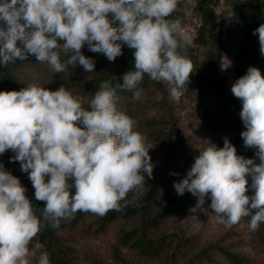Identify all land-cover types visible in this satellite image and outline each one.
<instances>
[{"label": "clouds", "instance_id": "obj_1", "mask_svg": "<svg viewBox=\"0 0 264 264\" xmlns=\"http://www.w3.org/2000/svg\"><path fill=\"white\" fill-rule=\"evenodd\" d=\"M179 2L0 0V21L6 25L0 27L2 66L35 55L54 73L77 65L92 73L95 61L82 53L85 45L109 61L122 55L123 45L134 50L135 70L123 75L122 84L102 81L87 108L63 86L0 91V155L15 153L11 160L28 174L35 199L44 202L43 221L51 227L59 228L78 211L101 217L119 211L130 192L144 188V174L152 178L153 146L136 130L138 121L118 109L117 93L132 91L134 100H142L144 89L138 86L147 75L167 85L172 101H180L193 72L186 54L193 37L179 18L169 19ZM186 2L196 6V0ZM257 34L264 55V24L254 30ZM61 54L67 59L62 61ZM231 92L242 104L244 146L256 150L260 163L238 155L227 137L223 147L207 141L174 189L180 196L186 191L196 196L197 208L210 199L212 211H204L218 224L231 228L250 217V230L256 231L264 223V75L250 66ZM248 177L251 196L246 195ZM26 191L0 163V264H31L30 246L33 255L39 253L38 264H50L44 245L34 241L42 223Z\"/></svg>", "mask_w": 264, "mask_h": 264}, {"label": "trees", "instance_id": "obj_2", "mask_svg": "<svg viewBox=\"0 0 264 264\" xmlns=\"http://www.w3.org/2000/svg\"><path fill=\"white\" fill-rule=\"evenodd\" d=\"M198 9L202 16V24L199 28L196 42L203 47V52L198 56L194 47L187 48V56L193 64V72L196 73L198 82L202 88L212 91L217 101V112L206 109L204 114V124L215 129L227 130L233 134L232 144L237 149V154L246 159H253L255 163L260 161L256 157V150L246 148L241 138V132L246 130L240 119V108L236 106L232 110L231 99L227 95V78L223 73V64L226 57H231L234 61V73L236 80L246 74L247 69L252 66L258 68L264 75V55L260 52L258 34L253 35L255 29L264 24V0H239L236 3V12L232 26L223 29L220 26L218 16L212 4V0H196ZM178 18L175 13L169 19ZM112 20V14H109ZM118 22L113 23V27H117ZM0 27H6L4 22L0 21ZM63 43V41H59ZM82 53L86 57H90L95 61V71L86 72L82 66H69L64 73L70 75L72 84L83 93L84 107H88L89 101L94 93L99 90L102 81H112L115 84L123 83V75L129 71L135 70L133 49L122 46V55L117 57L115 61H109L103 53H94L89 50L87 45L82 48ZM62 61L67 56L61 54ZM28 60V58L26 59ZM26 60H17L7 66L0 65V91H19L33 81H27L22 75V69L27 67ZM193 72L190 74L192 75ZM154 86L162 91L167 88L163 83H157L151 80L147 75L138 87L144 89L142 100H134L132 91H118L119 101L118 109L128 103L134 105L140 111L143 117L144 126H155L159 122L157 117L148 115L149 110L154 109L156 100H152L149 96L154 92ZM159 103L168 111L165 124L169 126L165 129L155 128L151 132L149 138L166 145V154L177 156L179 153L183 157H187L190 161V167L194 163L196 154H192L186 147V138H184L179 120L170 112L174 110L172 100L168 99V95H164L159 99ZM147 125V126H146ZM154 129V128H151ZM182 151V152H181ZM11 150L0 155V163L4 165L6 171L13 176L18 177L20 181H25L28 174L21 170L20 162L12 161L14 156ZM249 191L246 195H253L254 192L250 188L251 178L248 177ZM152 189L142 188L134 192H130L126 197V201H121L119 211H109L104 216H98L92 213L77 212L74 217L68 220H61L59 228L51 227L50 222L43 221L42 209L44 202L35 199L34 191L27 190L26 196L33 203V208L37 217L41 219L42 227L35 240H39L44 245L50 255V264H77L78 252L73 246V237L76 234L97 236L109 231L115 224H121L116 234L117 243L123 248L134 250L142 257L160 259L163 256H170L172 260L177 253L181 254V259L185 258L183 263L195 264L198 260L212 261L208 251L211 246H206L202 250L192 252L194 236L171 237V235L157 234L156 231L161 227L165 220L176 217H192L201 212L199 209H207L211 213L209 207L211 201L206 198L201 208H197V197L191 192L186 191L182 196L177 195L175 189H171L165 197L158 198ZM255 210H253V214ZM250 222V217H244ZM258 232L264 238V223L259 225ZM31 247V246H30ZM220 252L229 260L235 263L248 262V258L242 256L225 247L218 248ZM172 250V253H168ZM117 257L118 254H113ZM120 264H132L126 259L118 255ZM94 261V260H93ZM93 264H106L102 261H94ZM110 264V263H107ZM199 264V263H198Z\"/></svg>", "mask_w": 264, "mask_h": 264}, {"label": "rangeland", "instance_id": "obj_3", "mask_svg": "<svg viewBox=\"0 0 264 264\" xmlns=\"http://www.w3.org/2000/svg\"><path fill=\"white\" fill-rule=\"evenodd\" d=\"M238 1L239 0H212L220 26L224 30L233 24L236 3ZM190 8L191 15H185V11ZM174 13L181 20L182 25L192 35L193 51L199 56L204 49L195 40L202 24V16L198 9L197 1L196 6L193 8L186 0H180L178 3V10ZM26 63H28V65L22 69V75L25 76L27 81H33L35 85L52 91L58 90L63 86L71 91L74 96H79L84 101L83 93L72 84L68 73H54L46 63H40L35 55H29ZM233 67V59L229 56L226 57L223 64V73L227 78V95L231 99L232 110H234L236 106L240 109L242 107L241 101L235 98L231 92V86L236 81ZM196 76L194 72L190 75L189 81L186 82V87L182 89L184 95L181 96L180 101H172L174 110L173 112L171 111L170 114L172 113L178 118L179 126L182 129L184 138H186V147L189 152L198 155L199 151L207 146V141L215 143L218 147H223L224 138L227 137L232 143L233 134L228 131V129H215L204 124L203 118L206 109L217 112V101L212 91H208L200 86ZM165 87L167 90L162 91L154 86V92L149 95L152 100H156L154 109L148 112V115L154 117L158 116L157 119L159 122L155 126L146 125L147 127H145L143 123L144 116L138 113L140 110L134 105L125 103L119 108V110L124 111L127 115L138 121L136 130L144 134L147 137V142L153 146V148L149 150V155L153 164V174L152 178H149L146 173L144 174V188H151V193H154L158 198L165 197L167 193L174 188V183L183 179L187 171L190 170V161L187 157H183L181 153L177 156L168 155L166 154L165 144L161 145L159 142L149 139L155 138L150 135L151 132H154L155 128L165 129L169 126V124H165L164 121L167 120L165 116L169 114V110L167 111L163 105L159 103V99L164 93H166L168 99H170L167 85H165ZM216 114L218 117L220 116L218 112ZM172 173H176V175ZM21 184L27 190L35 191L29 178L25 181H21ZM199 211L201 212L200 214L192 217H176L165 220L156 233L171 235L173 238L183 235L194 236L192 246L187 247V249L193 248L192 252H197L206 246H211L208 253L211 255L212 261L198 260L195 264H264V238L258 230H250V222L242 218L238 224L231 228H226L224 225L218 224L215 219L206 214L204 210L199 209ZM119 228H121V224L117 223L110 228L108 232L97 236L84 235L81 233L76 234L72 241L74 248L78 252L77 260L79 261L77 264H93L94 261L98 260L106 264H120L118 255L132 264H187L186 262L183 263L185 258L181 259L183 257H181L180 253H177L176 257L172 260H170V256L154 259L142 257L134 250L123 248L117 243L116 239ZM219 247H225L247 257L248 262L235 263L227 259L220 252L218 249ZM170 253H172V250L168 255H170ZM113 254L118 255L114 257ZM38 256V252L34 255L31 253L30 247V255L28 258L31 264H38Z\"/></svg>", "mask_w": 264, "mask_h": 264}]
</instances>
